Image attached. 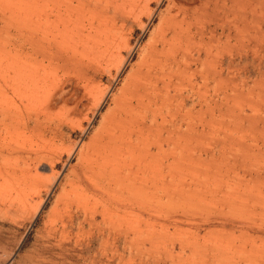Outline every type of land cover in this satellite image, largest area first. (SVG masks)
Returning <instances> with one entry per match:
<instances>
[{"label":"rangeland","instance_id":"rangeland-1","mask_svg":"<svg viewBox=\"0 0 264 264\" xmlns=\"http://www.w3.org/2000/svg\"><path fill=\"white\" fill-rule=\"evenodd\" d=\"M57 1L0 0V264H264V0H235L229 17L218 2L217 20L207 5L216 39L198 38L201 63L150 152L107 195L86 193L88 209L84 153L165 19L190 2L94 0L67 59L49 66L41 23Z\"/></svg>","mask_w":264,"mask_h":264},{"label":"bare ground","instance_id":"bare-ground-1","mask_svg":"<svg viewBox=\"0 0 264 264\" xmlns=\"http://www.w3.org/2000/svg\"><path fill=\"white\" fill-rule=\"evenodd\" d=\"M93 1L59 0L44 13L41 23L42 64L46 62L49 66H57L67 59L71 51L68 41L75 34L77 24L89 20ZM191 1L194 0H189L190 5ZM218 2L225 9L226 17L234 15L235 0H206L200 7L175 5L174 12L168 15L157 37L147 45L119 95L112 99V108L93 144L84 153V158L82 156L84 171H81L79 185L76 184L78 181L75 183L79 188L77 190L82 192L79 196L86 209L92 204L88 197L91 200L93 197L100 198L102 193L107 195L125 171L141 160L140 155L150 152L149 137L175 95L177 85L186 72L193 71L201 63L202 45L199 41L206 33L209 34L210 44L213 38L216 39L213 36L216 30L206 26L200 17L207 12V5L210 4L212 16L217 20ZM128 59L118 68V76ZM112 89L109 87L99 96L93 107L96 111L105 103ZM179 97H183L181 91Z\"/></svg>","mask_w":264,"mask_h":264}]
</instances>
